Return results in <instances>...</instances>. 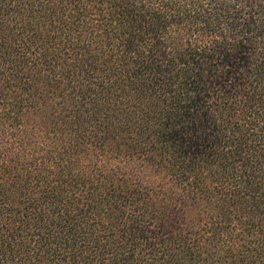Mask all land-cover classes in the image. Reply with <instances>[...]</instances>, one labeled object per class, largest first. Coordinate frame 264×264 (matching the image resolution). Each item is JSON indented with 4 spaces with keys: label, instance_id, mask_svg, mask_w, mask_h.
Wrapping results in <instances>:
<instances>
[{
    "label": "trees",
    "instance_id": "obj_1",
    "mask_svg": "<svg viewBox=\"0 0 264 264\" xmlns=\"http://www.w3.org/2000/svg\"><path fill=\"white\" fill-rule=\"evenodd\" d=\"M0 264H264V0H0Z\"/></svg>",
    "mask_w": 264,
    "mask_h": 264
}]
</instances>
